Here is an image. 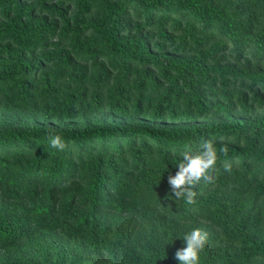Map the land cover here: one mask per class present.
Listing matches in <instances>:
<instances>
[{
    "label": "trees",
    "instance_id": "16d2710c",
    "mask_svg": "<svg viewBox=\"0 0 264 264\" xmlns=\"http://www.w3.org/2000/svg\"><path fill=\"white\" fill-rule=\"evenodd\" d=\"M193 228L199 264H264V0H0V264H178Z\"/></svg>",
    "mask_w": 264,
    "mask_h": 264
},
{
    "label": "clouds",
    "instance_id": "9594fccd",
    "mask_svg": "<svg viewBox=\"0 0 264 264\" xmlns=\"http://www.w3.org/2000/svg\"><path fill=\"white\" fill-rule=\"evenodd\" d=\"M49 146L57 151H63L66 144L60 134L50 131L48 135ZM227 156V146L217 149L215 137L204 139L199 150L194 151L190 145H185L177 154V171L175 175L169 174L167 183L171 195L177 200H183L186 204L192 205L196 202L197 193L193 188L203 182L205 185L215 183V172L219 156ZM223 171L231 173L232 163L224 161ZM180 239L184 246L177 249L174 259L178 264H199L200 252L207 244L208 233L201 228H193L185 233Z\"/></svg>",
    "mask_w": 264,
    "mask_h": 264
}]
</instances>
